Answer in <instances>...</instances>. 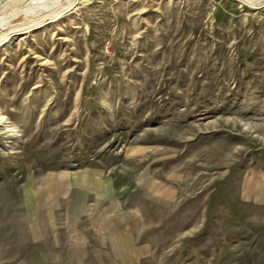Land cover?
Wrapping results in <instances>:
<instances>
[{
  "label": "rangeland",
  "instance_id": "rangeland-1",
  "mask_svg": "<svg viewBox=\"0 0 264 264\" xmlns=\"http://www.w3.org/2000/svg\"><path fill=\"white\" fill-rule=\"evenodd\" d=\"M0 264H264V0H0Z\"/></svg>",
  "mask_w": 264,
  "mask_h": 264
}]
</instances>
